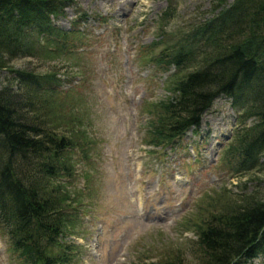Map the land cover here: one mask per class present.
<instances>
[{
    "label": "rangeland",
    "instance_id": "rangeland-1",
    "mask_svg": "<svg viewBox=\"0 0 264 264\" xmlns=\"http://www.w3.org/2000/svg\"><path fill=\"white\" fill-rule=\"evenodd\" d=\"M215 1L75 0L55 19L79 36L72 51L58 54L55 42L32 32L33 55L20 54L0 69V88L14 90L19 84L12 69L52 75L43 79L49 103L37 106L75 141L62 157L69 170L56 181L77 215L62 237L73 244L68 264H201L191 225L224 214L244 195L264 201V168L236 174L227 162L228 145L242 126L228 97L214 101L197 131L170 145L150 143L155 104L172 95L175 78L156 56L212 17ZM169 6L175 14L164 41L151 47ZM83 13L87 20L74 25ZM0 264H23L1 225ZM249 264H264V257Z\"/></svg>",
    "mask_w": 264,
    "mask_h": 264
},
{
    "label": "trees",
    "instance_id": "trees-1",
    "mask_svg": "<svg viewBox=\"0 0 264 264\" xmlns=\"http://www.w3.org/2000/svg\"><path fill=\"white\" fill-rule=\"evenodd\" d=\"M74 3L0 0V69H8L20 54L33 55L35 41L28 39L32 32L55 42L58 54L72 51L79 36L59 27L55 19ZM212 10V17L156 56L162 71L175 78L168 88L172 95L155 104L157 121L150 124V143L170 145L189 130L197 131L214 101L226 96L239 111L242 125L226 150L230 169L236 174L263 169L264 0H216ZM174 14L169 6L159 17L160 39L151 47L164 41ZM85 20L83 13L74 25ZM45 42L39 39L40 47ZM11 71L19 88H0V225L23 264H68L73 244L62 237L77 215L67 209V192H58L62 184L56 181L69 170L62 157L75 141L48 123L45 108V114L38 109L37 104L49 103L43 79L52 75ZM226 209L191 225L201 264H248L264 257V201L244 195L241 204Z\"/></svg>",
    "mask_w": 264,
    "mask_h": 264
}]
</instances>
